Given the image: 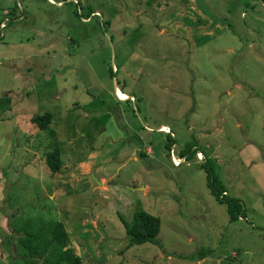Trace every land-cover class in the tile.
Instances as JSON below:
<instances>
[{"label": "rangeland", "instance_id": "374dc122", "mask_svg": "<svg viewBox=\"0 0 264 264\" xmlns=\"http://www.w3.org/2000/svg\"><path fill=\"white\" fill-rule=\"evenodd\" d=\"M7 98L0 204L64 222L84 264H264V0H0ZM53 143L56 175L42 163ZM141 210L157 243L130 246ZM0 214V264H26Z\"/></svg>", "mask_w": 264, "mask_h": 264}, {"label": "trees", "instance_id": "16d2710c", "mask_svg": "<svg viewBox=\"0 0 264 264\" xmlns=\"http://www.w3.org/2000/svg\"><path fill=\"white\" fill-rule=\"evenodd\" d=\"M88 12L93 14L92 9H88ZM9 101L8 98L0 99V104H5V110L12 108V102ZM52 120L53 116L46 113L32 118L31 123L40 131H48ZM169 139L172 138L169 137ZM56 143L49 144L45 155V164L52 175L59 174L62 170L61 151ZM198 155L201 153L198 152ZM198 160L200 159L198 158ZM200 161L204 162V160ZM201 167L208 171L209 186L218 200L226 204L230 220L235 221L243 217L245 208L241 199L228 195L213 168L205 167V165ZM9 219L8 227L18 235L26 264H84L83 259L71 247V239L65 223L52 218L50 213L38 216L17 213L10 216ZM124 225L130 246L157 243L160 228L159 219L147 211H137L133 223L125 222Z\"/></svg>", "mask_w": 264, "mask_h": 264}, {"label": "crops", "instance_id": "0c3cea01", "mask_svg": "<svg viewBox=\"0 0 264 264\" xmlns=\"http://www.w3.org/2000/svg\"><path fill=\"white\" fill-rule=\"evenodd\" d=\"M164 129H166L165 127H163ZM167 131H168V128H167ZM34 142V141H33ZM29 144V143H28ZM30 151V150H29ZM34 153V155H36L35 154V152H33ZM180 161H182L181 159H180ZM43 164L45 163V161L44 162H42ZM32 166V168H30L29 169V171H28V173L29 174H35L36 172H41V173H43V174H46L47 172H46V169L44 168V167H42V166H39V165H31ZM44 166V165H43ZM41 169L43 170V171H41ZM59 174H61V172L59 173ZM32 177H34L33 175H32ZM34 180H35V178H34ZM28 183H29V186L27 185V192H31L32 190H33V186H35L36 185V183L34 182V181H32V180H28ZM2 205L0 204V213H1V211H2V213L3 214H6V216H7V218H8V220H9V217L10 216H12V214H9V212H8V210H9V208L7 207V206H2ZM8 214V215H7ZM1 215V214H0ZM6 222H3V219H1L0 218V240L2 241L3 239H2V237H4L3 236V230L5 229V227H7V223L5 224ZM2 236V237H1Z\"/></svg>", "mask_w": 264, "mask_h": 264}, {"label": "water", "instance_id": "95a60500", "mask_svg": "<svg viewBox=\"0 0 264 264\" xmlns=\"http://www.w3.org/2000/svg\"><path fill=\"white\" fill-rule=\"evenodd\" d=\"M89 177H90V179L95 180V178L93 176H89ZM98 185H101V184L98 183Z\"/></svg>", "mask_w": 264, "mask_h": 264}, {"label": "built area", "instance_id": "2783aa9c", "mask_svg": "<svg viewBox=\"0 0 264 264\" xmlns=\"http://www.w3.org/2000/svg\"><path fill=\"white\" fill-rule=\"evenodd\" d=\"M1 25L4 27V26H5V23H2ZM198 158H199V155H198ZM175 165H176V164H175Z\"/></svg>", "mask_w": 264, "mask_h": 264}, {"label": "bare ground", "instance_id": "6f19581e", "mask_svg": "<svg viewBox=\"0 0 264 264\" xmlns=\"http://www.w3.org/2000/svg\"><path fill=\"white\" fill-rule=\"evenodd\" d=\"M160 129H161V131H163L164 128H163V127H160ZM174 162H175V161H174Z\"/></svg>", "mask_w": 264, "mask_h": 264}]
</instances>
